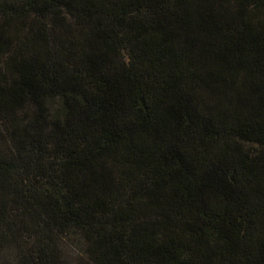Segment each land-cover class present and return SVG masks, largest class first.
Here are the masks:
<instances>
[{
  "label": "trees",
  "instance_id": "obj_1",
  "mask_svg": "<svg viewBox=\"0 0 264 264\" xmlns=\"http://www.w3.org/2000/svg\"><path fill=\"white\" fill-rule=\"evenodd\" d=\"M264 264V0H0L11 264Z\"/></svg>",
  "mask_w": 264,
  "mask_h": 264
},
{
  "label": "rangeland",
  "instance_id": "obj_2",
  "mask_svg": "<svg viewBox=\"0 0 264 264\" xmlns=\"http://www.w3.org/2000/svg\"><path fill=\"white\" fill-rule=\"evenodd\" d=\"M65 250V262L66 264H86L83 257H80V252L76 251L71 244H67ZM17 248L15 246L7 247L0 253V264H11L16 259Z\"/></svg>",
  "mask_w": 264,
  "mask_h": 264
}]
</instances>
